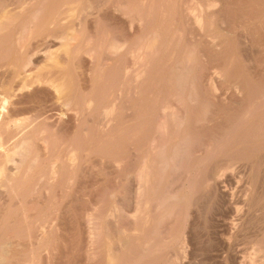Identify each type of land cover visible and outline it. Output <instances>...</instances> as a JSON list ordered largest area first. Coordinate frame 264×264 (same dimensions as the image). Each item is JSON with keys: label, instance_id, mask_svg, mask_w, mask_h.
<instances>
[{"label": "rangeland", "instance_id": "1", "mask_svg": "<svg viewBox=\"0 0 264 264\" xmlns=\"http://www.w3.org/2000/svg\"><path fill=\"white\" fill-rule=\"evenodd\" d=\"M31 1L37 0H0V18L9 16L0 19V92L15 84L14 64H22L26 54L34 60L26 66L31 73L73 84V123L64 125L62 115L59 134L47 132L49 146L71 143L79 155L71 200L63 183L27 198L30 219L45 209L58 217L52 236L63 246L51 264H264V0H224L225 7H208L206 0H132L135 19L127 10L131 0H42L41 9L51 2L67 8L62 21L47 22L38 35L26 33L23 47L13 49L22 18L34 12ZM24 8L28 13L17 17ZM195 13L207 14L201 24ZM44 91L33 105L47 110L52 101ZM62 96L55 99L58 105ZM17 223L0 222V238L21 231Z\"/></svg>", "mask_w": 264, "mask_h": 264}, {"label": "bare ground", "instance_id": "2", "mask_svg": "<svg viewBox=\"0 0 264 264\" xmlns=\"http://www.w3.org/2000/svg\"><path fill=\"white\" fill-rule=\"evenodd\" d=\"M35 1V0H34ZM53 1V0H52ZM73 1V0H72ZM120 1V0H119ZM119 1H117L119 3ZM134 1V0H133ZM136 1V0H135ZM138 1V0H137ZM141 3H145L144 0H140ZM153 1V0H152ZM163 1V0H162ZM175 1H178V0H175ZM183 1V0H182ZM238 1V0H237ZM251 1V0H250ZM33 2V1H31ZM65 2V0H64ZM63 2V3H64ZM71 2V0L69 1ZM74 2V1H73ZM76 2V1H75ZM81 2V1H80ZM115 2V1H114ZM123 2V1H122ZM126 2V1H124ZM150 2V1H149ZM166 2V1H165ZM168 2V1H167ZM171 2V0H170ZM201 1H199L200 3ZM203 2V1H202ZM206 6L210 7V6H215L216 4L219 5V3H221L222 5H226V1L224 0H206ZM204 2V4H205ZM234 2V1H232ZM241 2V1H240ZM243 2V1H242ZM22 3V2H21ZM25 3L24 5H27L29 3ZM22 3V4H23ZM42 3V0H37L33 3H31V10L33 9L34 12H32V15L31 17L29 18V20L26 18V20H24L22 18V22H20V25H22V31L21 33L17 36V37H13L10 34V35L14 38L12 39V47L13 49L17 48V49H20L23 47V44H25L24 40H25V34L26 33H34V32H37V35L38 33L41 31V28L44 29L45 27V24L47 25V22L49 21H52L54 23H59L60 20H61V15L64 13L63 10H67V8L65 9H61L60 8V5L63 7V4H56L55 3H50L48 4L47 6H43V9H41L39 6L41 5ZM62 3V2H61ZM66 3V2H65ZM68 3V1H67ZM72 3V2H71ZM77 3V2H76ZM109 3V2H108ZM112 3V2H111ZM140 3V5H141ZM147 3V2H146ZM159 3V2H158ZM177 5H178V2H176ZM44 4V3H43ZM69 4V3H68ZM74 4V3H73ZM92 4V3H91ZM107 4V3H106ZM112 4H115V3H112ZM124 4V3H122ZM165 4V3H163ZM188 4V3H187ZM221 4L219 6H221ZM230 4V3H229ZM228 4V5H229ZM234 5V3H232ZM257 4V3H256ZM56 5H58V7H55ZM71 5V4H70ZM78 5V4H77ZM80 5V4H79ZM82 5V4H81ZM80 5V6H81ZM84 5V4H83ZM83 5H82V8H83ZM94 5V4H93ZM105 5V4H104ZM138 5H139V2H138ZM162 5V4H161ZM171 5V3H170ZM23 6V5H22ZM21 6V8H22ZM68 6V5H67ZM66 6V7H67ZM73 6V5H71ZM76 6V5H75ZM89 6V5H88ZM102 6V5H101ZM122 7V5H120ZM158 6V5H157ZM173 6V5H172ZM171 6V7H172ZM179 6V5H178ZM200 6V5H199ZM204 6V5H203ZM26 7V6H25ZM46 7H49V8H52V12H50L49 14L48 13V10L46 11L47 15L46 17H43L41 18V14L42 12L45 11V8ZM54 7V8H53ZM74 7V6H73ZM91 7V6H90ZM97 7V6H96ZM129 11L132 12V18L135 19L137 16V14L134 12L135 10V5H134V2L129 1L128 2V5H127ZM148 7V5H147ZM155 7V5H154ZM160 7V5H159ZM157 7V8H159ZM182 7V6H181ZM202 7V5L200 6ZM217 7V6H216ZM56 8V9H55ZM59 10H58V9ZM68 8H70L68 6ZM79 8V6H78ZM92 8V7H91ZM132 8V10H131ZM187 8V7H186ZM218 8V7H217ZM223 8V7H221ZM7 9V8H6ZM17 9V8H16ZM29 8H24V9H21L20 12H18V16L17 17H21V16H24L25 13H28ZM55 9V10H54ZM87 9V7H86ZM106 9V8H105ZM116 10V8H113ZM137 9V8H136ZM146 9V8H145ZM143 8V10H145ZM154 9V8H153ZM210 9V8H209ZM4 10V9H3ZM19 10V9H18ZM72 10V9H71ZM78 9H76V14L79 12H77ZM82 10V9H81ZM142 10V11H143ZM147 10V9H146ZM145 10V11H146ZM171 10V9H170ZM5 11V10H4ZM3 11V12H4ZM16 11V10H15ZM124 11V9H123ZM141 11V12H142ZM202 11V10H201ZM204 11V9H203ZM210 12V10H208ZM220 11V10H218ZM229 11V10H227ZM7 12V11H6ZM71 12V11H70ZM74 12V13H75ZM86 11H82V13H85ZM117 12V11H115ZM120 12V11H118ZM127 12V11H126ZM207 12V11H206ZM213 12V10H212ZM45 13V12H44ZM43 13V14H44ZM68 13V12H67ZM66 13V14H67ZM109 13V11H108ZM215 13V12H214ZM4 16H5V13H3ZM9 14V13H8ZM17 14V13H16ZM70 13H68L67 15H69ZM79 14V13H78ZM117 14V13H116ZM123 14V13H122ZM139 14V13H138ZM148 14V13H147ZM165 14V12H164ZM183 14V13H182ZM186 14V13H185ZM197 14V13H195ZM209 14V13H208ZM217 14V13H216ZM7 15V14H6ZM12 15L14 16L15 14L12 13ZM12 15H10L12 17ZM71 15V14H70ZM75 15L73 16H69V17H74ZM86 15V14H85ZM83 15V16H85ZM118 15V14H117ZM145 15V14H144ZM184 15V14H183ZM207 15V14H206ZM204 13H201L200 15H196L194 19H196L197 23L198 24H201L203 22V20H205V16H206ZM213 15V14H211ZM40 16V18H39ZM42 16H45V15H42ZM65 16V15H64ZM63 16V18H64ZM209 16V15H208ZM8 19H9V16H7ZM27 17V15H26ZM29 17V16H28ZM67 17V16H66ZM65 17V18H66ZM79 17V16H78ZM116 17V15H115ZM119 16H117V19H118ZM123 17V16H122ZM125 17V16H124ZM191 17V16H190ZM189 17V18H190ZM1 18H5V17H1ZM0 18V19H1ZM75 18V17H74ZM131 18V17H130ZM131 18V19H132ZM140 18V17H139ZM212 18V16H211ZM237 18V17H236ZM7 19V18H5ZM7 19V20H8ZM14 19V18H13ZM12 19V20H13ZM40 19V20H39ZM116 19V20H117ZM141 19V18H140ZM210 19V18H209ZM11 20V19H10ZM11 20V21H12ZM82 20V19H81ZM122 20V19H121ZM126 20V19H125ZM128 20V19H127ZM6 21V20H5ZM18 21V20H17ZM62 21V20H61ZM66 21V20H65ZM79 21V20H78ZM146 21V20H145ZM206 21H207V18H206ZM211 21V20H210ZM4 22V21H2ZM7 22V21H6ZM5 22V23H6ZM127 22V21H126ZM125 22V23H126ZM137 22V20L135 21V23ZM8 23V22H7ZM15 23V22H14ZM13 23V24H14ZM1 24V23H0ZM4 24V23H3ZM18 24V23H17ZM50 24V23H49ZM53 24V23H52ZM56 24V26H58ZM129 24V23H128ZM204 24V23H203ZM15 25V24H14ZM13 25V26H14ZM51 25V24H50ZM50 25H48L50 27ZM1 26V25H0ZM3 26V25H2ZM54 26V25H53ZM60 26V25H59ZM70 26V25H69ZM135 26V25H134ZM205 26V25H204ZM6 27V26H4ZM57 28V27H56ZM59 28V27H58ZM1 29H4V28H1L0 27V32H1ZM17 29V28H16ZM51 29V28H50ZM72 29V28H71ZM48 30V29H47ZM5 31V30H4ZM7 31V30H6ZM11 31V30H10ZM17 31V30H16ZM60 31V30H59ZM3 32V30H2ZM43 32V31H42ZM49 33V31L47 32ZM67 33V32H66ZM148 33V32H147ZM4 34V33H3ZM18 34V33H17ZM155 34V33H154ZM7 35V37H8ZM27 35V34H26ZM36 35V36H37ZM52 35V34H51ZM56 35V34H55ZM65 35V34H64ZM69 35V34H68ZM156 35V34H155ZM63 36V35H62ZM143 36V35H142ZM145 36V35H144ZM30 37V36H29ZM33 37V36H32ZM67 38V35L65 36ZM76 37V36H75ZM6 38V37H5ZM72 38L73 40V37H70ZM69 38V39H70ZM64 39V38H63ZM62 39V40H63ZM7 40V38H6ZM57 40V39H56ZM66 40V39H65ZM71 40V39H70ZM140 40V39H139ZM153 40V39H151ZM155 40V39H154ZM157 40V39H156ZM167 40V39H166ZM0 41H1V37H0ZM8 41V40H7ZM11 41V40H10ZM64 41V40H63ZM68 41V40H66ZM134 41V40H133ZM9 42V41H8ZM65 42V41H64ZM70 42V41H68ZM68 42H66V44H68ZM151 42V41H150ZM156 42V45H157V41ZM3 43V42H1ZM7 43V42H5ZM174 43V42H173ZM116 44V43H115ZM151 44V43H150ZM154 44V43H153ZM152 44V45H153ZM64 45V44H63ZM70 46V44H68ZM148 45V44H147ZM10 46V45H9ZM28 46V45H27ZM113 46V45H112ZM117 46V45H116ZM155 46V45H154ZM8 47V46H7ZM49 47V46H48ZM64 47V46H63ZM110 47V46H108ZM10 48V47H9ZM26 48V47H25ZM70 49V47H68ZM111 48V47H110ZM115 48V50L117 49L115 46L113 47ZM119 48V47H118ZM134 48V47H133ZM50 49V48H49ZM64 49V48H63ZM72 49V48H71ZM79 49V48H78ZM27 50V49H26ZM25 50V52H26ZM53 50V49H52ZM123 50V49H122ZM189 50V49H188ZM214 50V49H213ZM29 51V50H27ZM117 51V50H116ZM125 51V50H124ZM127 51V50H126ZM125 51V52H126ZM130 51L129 50V54H130ZM154 51V50H153ZM192 51V50H191ZM18 52V51H17ZM25 52L23 53L25 55ZM41 52V51H40ZM45 52V50H44ZM64 52V51H63ZM72 52V51H71ZM108 52V51H107ZM122 52V51H121ZM120 52V53H121ZM133 52V50H132ZM171 52V51H170ZM21 54V51L19 52ZM42 53V52H41ZM66 53H67V48H66ZM10 54V52H9ZM18 54V53H17ZM19 54V55H20ZM53 54L54 52L50 51V50H47L45 52V56L48 57L50 59V57H53ZM119 54V53H118ZM127 54V52H126ZM134 54V53H133ZM27 56L24 58V61L22 60V64H14V67L17 66L19 68L17 69H14V75L17 76L18 78L15 79V84L11 83L12 80H11V86L8 88L7 85L5 87V89L3 90L4 88V85L2 90L0 92V222L2 223L1 226H4V227H7L6 224L9 225L13 223V220L15 221V224L17 222H19L21 224V226L23 227V229L15 234H11L9 235L7 233V235H3L1 236L0 238V264H42V263H52L55 259H56V250L58 248V246L62 245L60 243L61 240L59 239V237H57L55 235H53V228L55 227L54 225L55 224V221L57 220V218L53 215L54 213L52 212H48V213H45L47 212L45 207L43 209H45V214L44 213H41L39 212L37 214V216H35V219H30L31 216H29L28 214V211H27V207H28V204L27 203H30V202H27V198L29 197V195L33 194L35 195L36 192L37 193H41L42 194V190L46 189L48 192H49V188H52L54 187L55 185H58L59 183H63L64 185V195L66 196V198L69 200L70 197L73 195L72 194V185L73 183L75 182L74 181V175L75 174V167H76V164H77V157L78 156L75 154L76 151H74L71 143H67L65 145H63L61 148H59L58 144L59 142L56 144L55 141L49 146V143H48V138L49 136H47V132H52V134H57L58 133V127L59 125L61 124V121H62V115H66V119L64 120L63 119V124H67L68 126H70L73 121H74V117H73V114H74V108L72 106L73 104V100L74 98H72L73 96H71V92H70V88H71V85L73 86V84H71V80H66L67 82L66 83H58L57 81L55 80H50L48 78H44L43 76L40 75V72L39 73H31L29 70L26 69V66L32 64L34 62L33 58L32 57H29L28 54H26ZM31 55V54H30ZM40 55V54H39ZM39 55H36L37 57ZM44 55H42L43 57H45ZM72 55V54H71ZM114 55V54H113ZM125 55V54H124ZM190 55V54H189ZM10 56V55H8ZM67 56V55H66ZM170 56V55H169ZM4 57V55L2 56ZM14 57V56H12ZM35 57V56H34ZM45 57V58H46ZM118 57V56H117ZM121 57V56H120ZM119 57V58H120ZM127 57V56H126ZM10 58V57H9ZM22 58V57H21ZM55 59H58L56 57H54ZM134 58V57H133ZM132 58V59H133ZM138 58V56L136 57ZM140 58V57H139ZM2 59V58H1ZM14 59V58H13ZM17 59V58H16ZM19 59V58H18ZM17 59V60H18ZM123 59V58H122ZM15 60V62L17 61ZM54 59H52L53 61ZM59 60V59H58ZM122 61V60H121ZM123 62V61H122ZM152 62V61H151ZM6 63V62H5ZM21 63V62H20ZM37 64V63H36ZM48 64V62H47ZM124 64V63H123ZM135 64V63H134ZM45 65V64H44ZM43 65V66H44ZM118 65H121V64H118ZM127 65V64H126ZM124 65V67L126 66ZM6 66V65H5ZM37 66V65H36ZM46 66V65H45ZM54 66V65H53ZM105 66V65H104ZM140 66V65H139ZM33 67V66H31ZM50 67V66H48ZM58 67V66H57ZM169 67V66H168ZM13 69V67H10ZM9 68V69H10ZM16 68V67H15ZM30 68V66H29ZM127 68V66H126ZM129 68V67H128ZM125 69V68H124ZM131 69V68H130ZM133 70V69H131ZM184 70V69H183ZM10 71V70H9ZM259 71V70H258ZM34 72V71H33ZM124 72V70H123ZM128 72V71H127ZM132 72V71H131ZM9 73V72H8ZM12 73V71H11ZM51 73V72H50ZM213 73V72H212ZM24 74V75H23ZM44 74V72H43ZM123 74V73H122ZM12 75V74H11ZM260 75V74H259ZM10 76V75H9ZM14 76V77H15ZM64 75H62L63 77ZM49 77V76H48ZM56 77V75H55ZM62 77H61V81H62ZM130 77V76H129ZM58 78V77H57ZM14 79V78H12ZM66 79V78H65ZM64 79V80H65ZM69 79H70V76H69ZM164 79V78H163ZM85 80V79H84ZM127 80V79H126ZM63 82V81H62ZM65 82V81H64ZM127 82V81H126ZM137 82V81H136ZM170 82V81H169ZM9 83V82H8ZM84 84V83H83ZM178 84V83H177ZM42 87V86H44ZM75 86V85H74ZM42 87V88H41ZM81 87V86H79ZM86 87V86H85ZM239 87V86H238ZM47 89L46 91H44V93L47 94V97L50 98V100L52 102L49 109L45 110L43 105L41 103H36L35 105H33L34 103V99L41 95V92H43L41 89ZM76 88V86L74 87ZM73 88V89H74ZM241 88V87H240ZM81 89V88H80ZM84 89V88H82ZM65 91H69L68 93L66 94H63ZM86 91V90H85ZM133 91V90H132ZM75 92L72 91V93ZM169 93V92H168ZM175 93V92H174ZM43 94V93H42ZM65 98H63V96ZM74 94V93H73ZM113 94V93H112ZM264 94V93H263ZM246 95V94H245ZM63 100V103L61 104V101H60V104L58 105L59 102H57V100L60 98ZM58 98V99H57ZM81 98V97H80ZM95 98V97H94ZM42 99V98H40ZM39 99V100H40ZM47 99V98H46ZM55 99H57L55 101ZM127 99V98H126ZM262 99V98H261ZM87 101V100H85ZM37 102V101H36ZM79 102V101H78ZM88 102V101H87ZM184 102V101H183ZM240 102V101H239ZM44 103V102H43ZM75 103V102H74ZM82 103V102H81ZM235 103V102H234ZM76 104V103H75ZM85 104V103H84ZM163 104V103H162ZM182 104V103H181ZM161 105V104H160ZM167 105V104H166ZM165 105V106H166ZM193 105V104H192ZM47 106V105H46ZM82 106V105H81ZM87 106V105H86ZM163 106V105H162ZM168 106H171V104H169L168 102ZM182 106V105H181ZM74 107H76L74 105ZM79 107V106H78ZM84 107V106H83ZM88 107V106H87ZM159 106L157 105V108ZM170 107V109H171ZM174 107V105H173ZM81 108V107H80ZM86 108V107H85ZM184 108V107H183ZM82 109V108H81ZM90 109V108H89ZM88 109V110H89ZM96 109V107H95ZM169 109V110H170ZM185 109V108H184ZM86 110V109H85ZM92 111V109H90ZM103 110V109H101ZM107 110V109H106ZM175 110H178V109H175ZM187 110V109H186ZM78 111V110H77ZM84 111V110H83ZM97 111V110H96ZM95 111V112H96ZM100 110H98L99 112ZM111 111V110H110ZM156 111V110H155ZM166 111H167V108H166ZM85 112V111H84ZM83 112V113H84ZM89 112V111H88ZM94 112V113H95ZM161 112V111H160ZM173 112V110H172ZM176 112V111H175ZM103 113V112H102ZM106 113V112H105ZM158 113V110L157 112ZM177 113V112H176ZM175 114V118L177 117V115ZM109 114V112H108ZM161 114V113H160ZM166 114V113H165ZM170 114V113H169ZM169 114H168V117H169ZM174 114H171L174 115ZM179 114V113H178ZM76 115V114H75ZM88 115V114H87ZM100 115V113L98 114ZM167 115V114H166ZM180 115V114H179ZM249 115V114H248ZM116 116V115H115ZM158 116H161V115H158ZM102 117V116H101ZM104 117V116H103ZM106 117V116H105ZM166 117V116H165ZM167 117V120L170 118ZM179 117V116H178ZM99 118V117H98ZM164 118V117H163ZM173 118V117H172ZM180 118V117H179ZM185 118V116H184ZM100 119V118H99ZM166 119V118H165ZM163 120V119H162ZM182 120V118H181ZM158 121V120H156ZM170 121V119H169ZM174 121V120H173ZM176 121V119H175ZM98 122V121H97ZM181 122V121H180ZM168 123V122H167ZM64 124V125H65ZM146 124V123H145ZM177 124V123H176ZM179 124V122H178ZM242 124V123H241ZM66 125V126H67ZM110 125V124H109ZM162 125V124H160ZM65 126V127H66ZM67 126V127H68ZM75 126V125H74ZM180 126V125H179ZM80 127V126H79ZM159 127V126H158ZM157 127V128H158ZM162 127V126H161ZM166 127V126H165ZM168 127V126H167ZM123 128V127H122ZM169 128V127H168ZM61 129V128H59ZM160 130V129H159ZM61 131V130H60ZM57 132V133H56ZM64 132V131H63ZM69 132V130H68ZM162 132V131H161ZM174 132V131H173ZM62 133V132H60ZM59 134V133H58ZM64 134V133H62ZM68 134V133H67ZM56 136V135H55ZM52 137V135H51ZM73 137V136H72ZM157 137V136H156ZM159 137V136H158ZM55 139V138H54ZM70 139V138H69ZM154 139V138H153ZM61 140V139H60ZM66 140V139H65ZM68 140V138H67ZM159 140V139H158ZM157 140V141H158ZM70 141V140H68ZM155 141V140H153ZM149 142V141H148ZM160 142V141H159ZM151 143H156V142H151ZM150 143V145H151ZM61 144V143H60ZM64 144V143H63ZM149 144V143H148ZM222 144V143H221ZM62 145V144H61ZM74 145V144H73ZM155 145V144H154ZM156 146V145H155ZM158 146V145H157ZM153 147V146H151ZM184 147V146H183ZM149 148V147H148ZM86 149V148H85ZM154 149V148H153ZM92 150V149H90ZM152 150V149H151ZM152 152V151H151ZM138 154V153H137ZM92 155V154H91ZM160 155V154H159ZM86 156V155H85ZM83 156V157H85ZM150 156V155H149ZM82 157V158H83ZM215 157V156H214ZM150 159V158H149ZM241 159V158H240ZM143 160V159H142ZM147 160V158L145 159ZM234 160V159H233ZM150 162V160H148ZM122 162V161H121ZM142 163V162H141ZM235 163V161H234ZM233 163V164H234ZM147 164V163H146ZM231 164V163H230ZM121 165V164H120ZM148 165V164H147ZM150 165V164H149ZM145 166V165H144ZM148 167V166H147ZM151 167V166H150ZM143 168V167H142ZM141 168V169H142ZM36 169V170H35ZM140 169V170H141ZM145 169H147L145 167ZM149 170V168H148ZM78 171V170H76ZM141 172V171H140ZM139 172V174H140ZM144 172V171H143ZM145 174V172H144ZM148 174V173H147ZM31 175H34L35 177L33 178V182L32 185H29L27 186V183L25 182L26 180H29L28 177H30ZM151 175V174H150ZM139 176V175H138ZM149 176V175H147ZM146 176V177H147ZM239 176V175H238ZM141 177H143V174L141 175ZM226 177V176H225ZM231 177V176H230ZM138 178V177H137ZM150 178V177H149ZM232 178V177H231ZM140 179V178H139ZM145 179V178H144ZM141 180V179H140ZM31 181V180H30ZM74 181V182H73ZM229 181V180H228ZM234 181V179H233ZM142 182V180L140 181ZM147 182V181H146ZM231 182V181H230ZM143 183H144V180H143ZM209 184V183H208ZM217 184V183H216ZM219 184V183H218ZM217 184V185H218ZM230 184V183H229ZM243 184V183H242ZM62 185V186H63ZM216 185V187H217ZM221 184H219L220 186ZM225 185H226V182H225ZM236 185V184H235ZM60 186V185H59ZM61 186V187H62ZM223 186V184H222ZM233 186V185H231ZM149 187V186H148ZM230 187V186H229ZM58 188V187H57ZM223 188V187H222ZM225 188V187H224ZM234 188V187H233ZM240 188V187H239ZM56 189V188H55ZM53 189V190H55ZM59 189V188H58ZM63 189V188H62ZM144 189V188H143ZM230 189V188H229ZM237 189V188H236ZM236 189H235V192H236ZM241 189V188H240ZM45 190V191H46ZM60 190V189H59ZM233 190V189H232ZM244 190V189H243ZM44 191V192H45ZM62 191V190H61ZM220 191L222 193H226V190L225 189H221L220 187ZM229 191V190H228ZM53 192V191H52ZM56 192V190L54 191ZM53 192V193H54ZM234 192V193H235ZM246 192H249V191H246ZM50 193V192H49ZM52 193V194H53ZM60 193V192H59ZM220 193V194H222ZM239 193V192H238ZM243 193V192H242ZM254 193V192H253ZM51 194V195H52ZM57 194H58V191H57ZM63 194V193H62ZM228 194V193H227ZM249 194V193H248ZM50 195V196H51ZM55 195V194H54ZM61 195V194H59ZM84 195V194H83ZM226 195V194H225ZM224 195V197H225ZM235 195V194H233ZM32 196V195H31ZM43 196V195H42ZM47 196V194H46ZM57 196V195H55ZM38 197V196H37ZM40 197V196H39ZM52 197V196H51ZM60 197V196H59ZM63 197V196H62ZM143 197V196H142ZM222 197V195H221ZM238 197V196H237ZM240 197V196H239ZM244 197V196H243ZM50 198V197H48ZM65 198V197H64ZM223 198V197H222ZM230 198V197H229ZM241 198V197H240ZM240 198H238L240 200ZM249 198V197H247ZM33 199V198H32ZM31 199V200H32ZM39 199V198H38ZM42 199V197H41ZM63 199V198H62ZM244 199V198H243ZM251 199V197H250ZM249 199V200H250ZM44 200V199H43ZM60 200V199H59ZM58 200V201H59ZM66 200V199H65ZM71 200V199H70ZM231 200V199H230ZM39 201V200H38ZM225 201V200H224ZM229 201V200H228ZM227 201V202H228ZM32 202V201H31ZM34 202V201H33ZM41 202V201H40ZM56 202V201H55ZM63 202V201H62ZM239 202V201H238ZM36 203V201H35ZM45 203V201H44ZM49 203V202H48ZM53 203V202H52ZM58 203V202H57ZM234 203V202H233ZM243 203V202H242ZM248 203V202H247ZM34 204V203H33ZM32 204V205H33ZM42 204V203H41ZM40 204V206H41ZM61 204V203H60ZM235 204V203H234ZM250 204V203H249ZM252 204V202H251ZM38 205V203H37ZM46 205V203H45ZM49 205V204H48ZM229 205V204H228ZM241 205V204H240ZM29 206H31L29 204ZM50 206H51V202H50ZM57 206V204H56ZM230 206V205H229ZM234 206V205H233ZM244 206V205H243ZM249 206V205H248ZM35 207V206H33ZM32 207V208H33ZM39 206H37L38 208ZM46 207H49V206H46ZM54 206H52L53 208ZM62 207V206H61ZM232 207V206H231ZM51 208V207H50ZM56 208V207H55ZM54 208V209H55ZM69 208V207H68ZM229 208V207H228ZM247 208V206H246ZM48 209V208H47ZM57 209L60 210V208L57 207ZM241 209V208H240ZM34 209H32V212H35L36 213V210L33 211ZM38 210V209H37ZM243 210V208H242ZM52 211V210H51ZM54 211V210H53ZM234 211V210H233ZM31 212V213H32ZM235 212V211H234ZM238 212V211H237ZM60 213V212H59ZM240 213V212H238ZM242 213V212H241ZM244 213V212H243ZM57 214V213H55ZM33 215V214H32ZM35 215V214H34ZM58 215V214H57ZM114 215V214H113ZM235 215V214H234ZM241 215V214H240ZM239 215V216H240ZM237 216V215H235ZM234 216V217H235ZM242 216V215H241ZM33 217V216H32ZM61 216H59L60 218ZM228 217V216H227ZM116 218V217H115ZM239 218V217H238ZM61 219V218H60ZM242 219V217H241ZM238 220V219H237ZM12 221V223H11ZM17 221V222H16ZM235 221V220H234ZM240 220L237 221V223L239 222ZM61 222V221H60ZM227 222V221H226ZM232 222V220H231ZM242 222V221H241ZM59 223V222H58ZM4 224V225H3ZM70 224V223H69ZM230 224V223H229ZM235 224V223H234ZM18 225V223H17ZM16 225V226H17ZM228 225V224H227ZM233 225V224H231ZM13 226V225H12ZM229 226V225H228ZM3 227V228H4ZM226 227V225H225ZM232 227V226H231ZM230 227V228H231ZM238 227V225H237ZM240 227V226H239ZM65 228V227H64ZM227 228V227H226ZM21 229V228H20ZM55 229V228H54ZM224 229V228H223ZM1 230V229H0ZM4 230V229H3ZM7 230V229H6ZM9 230V229H8ZM57 230V229H56ZM14 231H15V228H14ZM1 232V231H0ZM61 232V231H60ZM64 232H66L64 230ZM71 233V232H70ZM57 234V233H56ZM59 234V233H58ZM59 236V235H58ZM129 236V235H128ZM66 237V235H65ZM68 237V235H67ZM70 237V236H69ZM224 237V236H222ZM124 238V237H123ZM122 238V239H123ZM131 238V237H130ZM128 238V240L130 239ZM225 238V237H224ZM68 239V238H67ZM228 239V238H227ZM64 240H66L64 238ZM125 240V239H123ZM122 240V242H123ZM128 240H127V243H128ZM63 241V240H62ZM71 241V240H70ZM115 241V240H114ZM138 241V240H137ZM225 241V240H224ZM229 241V240H228ZM231 241V240H230ZM67 242L66 241V245H67ZM117 242V241H116ZM139 242V241H138ZM232 242V241H231ZM70 243V242H69ZM109 244V243H108ZM122 244V243H121ZM166 244V242H165ZM222 244V243H221ZM231 244V243H229ZM107 245V244H106ZM139 245V244H138ZM145 245V244H144ZM227 244L223 242V247L226 246ZM233 245V243L231 244ZM63 246V245H62ZM140 246V245H139ZM156 246V245H155ZM230 246V245H229ZM145 247H147L145 245ZM231 247V246H230ZM235 247V246H234ZM155 248V247H154ZM245 248V247H243ZM257 248V247H256ZM232 249V248H230ZM230 249H229V252H230ZM236 249V248H235ZM234 249V250H235ZM241 249V248H240ZM47 251V252H44V251ZM114 250V249H113ZM233 250V249H232ZM244 251V250H243ZM227 252H228V249H227ZM232 252V251H231ZM240 252V251H239ZM242 252V251H241ZM255 252V251H254ZM113 253V252H112ZM234 253V252H233ZM232 253V254H233ZM246 253V252H245ZM262 254V253H261ZM111 255V253H110ZM112 255H115V254H112ZM244 255V254H243ZM231 256V255H230ZM241 256V255H240ZM256 256V255H255ZM258 256V254H257ZM89 257V256H88ZM153 257V256H152ZM246 257V256H245ZM244 257V258H245ZM264 257V256H263ZM111 258V257H110ZM220 258V257H219ZM240 258V257H239ZM238 258V259H239ZM243 258V257H242ZM241 258V259H242ZM248 258V257H247ZM255 258V257H254ZM261 259V255L259 257ZM109 259V258H108ZM107 259V260H108ZM116 259V258H115ZM137 259V258H136ZM155 259V258H154ZM224 259V258H223ZM240 259V260H241ZM246 259V258H245ZM253 259V258H252ZM232 260H234L232 258ZM237 260V259H235ZM238 260V261H240ZM259 260V259H258ZM263 260V259H262ZM111 261V260H109ZM243 261V260H242ZM246 261V260H245ZM248 261V260H247ZM260 261V260H259ZM264 261V260H263ZM170 262V261H168ZM221 262V261H220ZM225 262V261H224ZM249 262V261H248ZM255 262V261H254ZM258 262V261H257ZM108 263V262H107ZM111 263H114V262H110ZM172 263V262H171ZM228 263V262H227ZM241 263V262H240ZM118 264V263H117ZM173 264V263H172ZM242 264V263H241ZM252 264V263H250ZM256 264V263H255Z\"/></svg>", "mask_w": 264, "mask_h": 264}]
</instances>
